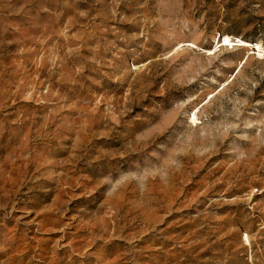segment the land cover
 Wrapping results in <instances>:
<instances>
[{"label":"rangeland","instance_id":"rangeland-1","mask_svg":"<svg viewBox=\"0 0 264 264\" xmlns=\"http://www.w3.org/2000/svg\"><path fill=\"white\" fill-rule=\"evenodd\" d=\"M0 264H264V0H0Z\"/></svg>","mask_w":264,"mask_h":264}]
</instances>
